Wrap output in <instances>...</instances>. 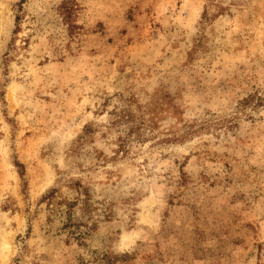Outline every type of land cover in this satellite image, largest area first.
Instances as JSON below:
<instances>
[{"label":"clouds","instance_id":"1","mask_svg":"<svg viewBox=\"0 0 264 264\" xmlns=\"http://www.w3.org/2000/svg\"><path fill=\"white\" fill-rule=\"evenodd\" d=\"M5 80L0 264H264V0H0Z\"/></svg>","mask_w":264,"mask_h":264},{"label":"rangeland","instance_id":"2","mask_svg":"<svg viewBox=\"0 0 264 264\" xmlns=\"http://www.w3.org/2000/svg\"><path fill=\"white\" fill-rule=\"evenodd\" d=\"M155 27H159V24L149 22V24H147L145 26L144 31H145V33H150L151 30ZM24 43H25V47H27L28 41L26 40ZM2 63L4 65L3 75L5 77H8L9 76V69L7 67V61H3ZM113 63H115V61H113ZM43 66H44L43 62H41V64L38 65V67H43ZM15 83L17 85H19L21 83L20 79H17ZM4 85H6L7 88L0 87V102H3L5 105H8L9 102L11 101L13 107L15 108V105L17 103L16 96L18 95V92L13 87L8 86V80L4 81ZM34 96H36L37 99L44 100L45 103L50 102V97L41 96L39 94V92L34 93ZM101 107L106 109L108 107V102L105 101L104 104L101 105ZM16 111H17V113H19L18 109H16ZM99 112H100V110L97 109L96 112H93V115H96ZM85 130H87V129H85ZM25 135H27L29 138H31L32 133L28 132V133H25ZM43 140H44V137L40 136L38 138V141L34 142V144H33V146L39 151V154L41 156H43L44 153L42 150H40L39 141H43ZM121 153H123V155L125 157L128 155V153L125 151L123 145L121 146L119 152H117V156L113 157V160H116L117 157H119L121 155ZM102 155L103 154L100 153V156H102ZM98 158H99V156H98ZM3 188H4V178H3L2 174H0V191H2ZM53 191H54V193H52V194H54V195L51 198H45V196L49 195V193L53 192ZM82 196H83V200L81 201ZM92 199H93V196L86 186H82L81 182H79V181H72V182L66 183V191L65 192L57 193L52 188L47 189V191L41 197H39L37 199V206L39 207V205L41 203H46L47 209H49V210L55 209L57 216L63 215V211L66 208L69 211V220L65 226L68 227L71 224V220H70L71 209H73L78 203H82L84 206V209H86V210L91 209V210L95 211V208L93 207V205L89 203V201ZM13 203H15V201H13L12 203H5L2 206V210L4 212H8V211L12 210L15 213L18 209H13ZM70 204H73V205L70 206ZM25 211H27V209H25ZM29 231H31V229H29ZM99 264H134V262L127 255H124L122 257H113L111 255L105 254L104 256H102L100 258Z\"/></svg>","mask_w":264,"mask_h":264},{"label":"trees","instance_id":"3","mask_svg":"<svg viewBox=\"0 0 264 264\" xmlns=\"http://www.w3.org/2000/svg\"><path fill=\"white\" fill-rule=\"evenodd\" d=\"M52 193H54V191L53 192H50L49 193V195H47V196H45V198H51L54 194H52ZM73 204H70V206H72Z\"/></svg>","mask_w":264,"mask_h":264}]
</instances>
